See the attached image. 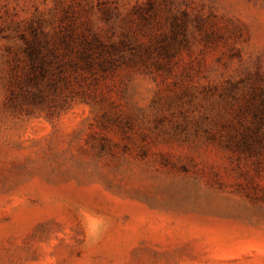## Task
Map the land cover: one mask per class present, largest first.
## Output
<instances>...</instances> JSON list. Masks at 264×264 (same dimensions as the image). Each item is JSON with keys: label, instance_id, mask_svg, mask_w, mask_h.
Returning <instances> with one entry per match:
<instances>
[{"label": "rangeland", "instance_id": "374dc122", "mask_svg": "<svg viewBox=\"0 0 264 264\" xmlns=\"http://www.w3.org/2000/svg\"><path fill=\"white\" fill-rule=\"evenodd\" d=\"M0 264H264V0H0Z\"/></svg>", "mask_w": 264, "mask_h": 264}]
</instances>
